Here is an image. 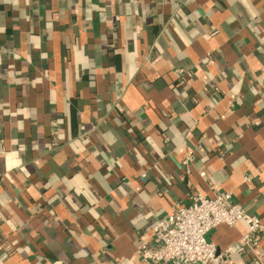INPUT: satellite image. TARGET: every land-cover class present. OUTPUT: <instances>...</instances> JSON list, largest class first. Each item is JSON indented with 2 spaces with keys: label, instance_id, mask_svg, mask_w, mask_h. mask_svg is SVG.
I'll return each mask as SVG.
<instances>
[{
  "label": "crops",
  "instance_id": "1",
  "mask_svg": "<svg viewBox=\"0 0 264 264\" xmlns=\"http://www.w3.org/2000/svg\"><path fill=\"white\" fill-rule=\"evenodd\" d=\"M196 192L264 223V0H0V264H150Z\"/></svg>",
  "mask_w": 264,
  "mask_h": 264
},
{
  "label": "built area",
  "instance_id": "2",
  "mask_svg": "<svg viewBox=\"0 0 264 264\" xmlns=\"http://www.w3.org/2000/svg\"><path fill=\"white\" fill-rule=\"evenodd\" d=\"M177 72L186 73L182 68ZM241 221L248 225L243 244L256 249L264 234L260 217L248 213L230 192H217L213 197L196 192L188 203H178L173 213L158 219L153 230L160 246L141 245L142 257L150 264H228L229 250L220 251L208 234L219 225L236 226Z\"/></svg>",
  "mask_w": 264,
  "mask_h": 264
}]
</instances>
